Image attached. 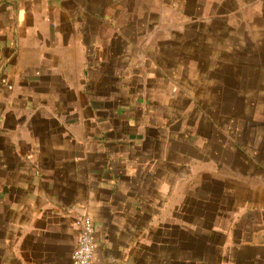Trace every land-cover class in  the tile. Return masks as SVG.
I'll return each mask as SVG.
<instances>
[{"label": "crops", "instance_id": "1", "mask_svg": "<svg viewBox=\"0 0 264 264\" xmlns=\"http://www.w3.org/2000/svg\"><path fill=\"white\" fill-rule=\"evenodd\" d=\"M264 264V0H0V264Z\"/></svg>", "mask_w": 264, "mask_h": 264}, {"label": "built area", "instance_id": "2", "mask_svg": "<svg viewBox=\"0 0 264 264\" xmlns=\"http://www.w3.org/2000/svg\"><path fill=\"white\" fill-rule=\"evenodd\" d=\"M81 226V234L76 250L73 255L72 264H93L96 250L95 225L90 216H84L77 222Z\"/></svg>", "mask_w": 264, "mask_h": 264}]
</instances>
